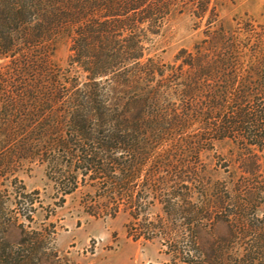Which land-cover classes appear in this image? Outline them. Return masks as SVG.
<instances>
[{
  "label": "trees",
  "instance_id": "16d2710c",
  "mask_svg": "<svg viewBox=\"0 0 264 264\" xmlns=\"http://www.w3.org/2000/svg\"><path fill=\"white\" fill-rule=\"evenodd\" d=\"M217 11L215 0H0V54L11 58L0 264H78L61 260L52 222L31 225L43 209L19 177L31 164L43 167L54 206L87 188L89 214L126 212L134 240L158 238L182 263L264 264V218L226 211L234 196L218 151L236 141L252 167L264 153V31L210 24ZM178 14L205 24L166 62L157 37ZM67 41L61 65L54 55Z\"/></svg>",
  "mask_w": 264,
  "mask_h": 264
},
{
  "label": "rangeland",
  "instance_id": "374dc122",
  "mask_svg": "<svg viewBox=\"0 0 264 264\" xmlns=\"http://www.w3.org/2000/svg\"><path fill=\"white\" fill-rule=\"evenodd\" d=\"M217 17L212 16L210 24H223L234 29L236 24L249 27L255 24L258 30L264 31V0H215ZM199 23L188 14H178L169 18L158 36L160 47L159 57L166 62H172L177 50L190 47L200 38ZM69 41L61 42L55 51L54 60L64 65L69 55ZM11 58L0 54V96L4 88L3 80L10 70ZM239 144L233 140H224L219 146L220 163L224 190L234 196L233 207L226 211L240 210L252 218H264V153L261 154L257 167L249 161H243ZM250 168V173L244 168ZM26 188L39 190L41 206L34 215L32 226H42L52 222L55 226L53 244L63 262L78 264H188L174 258L168 248L158 238L145 240L140 237L134 240L127 225L130 216L120 211L115 217L94 216L87 210L89 198L85 195L87 188H80L66 195L60 205L54 206L52 184L44 174V169L38 164L25 166L19 172ZM250 179L251 194L246 197L244 180ZM243 198L249 200L247 204ZM246 200V201H247ZM54 207L52 215L46 218L48 210ZM153 218L161 214L159 205L152 209ZM221 236L229 232L225 224L217 228ZM15 237V233H12Z\"/></svg>",
  "mask_w": 264,
  "mask_h": 264
}]
</instances>
